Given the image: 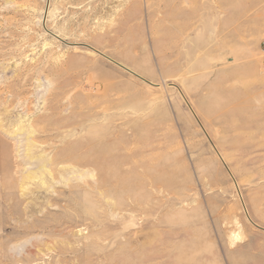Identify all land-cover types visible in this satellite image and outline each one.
<instances>
[{
	"label": "rangeland",
	"instance_id": "1",
	"mask_svg": "<svg viewBox=\"0 0 264 264\" xmlns=\"http://www.w3.org/2000/svg\"><path fill=\"white\" fill-rule=\"evenodd\" d=\"M0 264H264V0H0Z\"/></svg>",
	"mask_w": 264,
	"mask_h": 264
}]
</instances>
